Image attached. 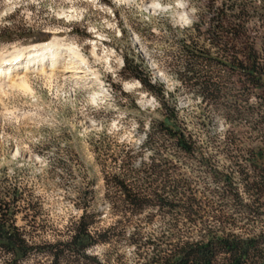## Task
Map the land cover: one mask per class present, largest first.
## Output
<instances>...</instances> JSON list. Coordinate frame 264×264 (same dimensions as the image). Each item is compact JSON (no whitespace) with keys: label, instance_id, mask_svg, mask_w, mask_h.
Here are the masks:
<instances>
[{"label":"rangeland","instance_id":"374dc122","mask_svg":"<svg viewBox=\"0 0 264 264\" xmlns=\"http://www.w3.org/2000/svg\"><path fill=\"white\" fill-rule=\"evenodd\" d=\"M232 1L257 6L256 16L264 14V0ZM229 3L218 0L213 8L210 0H0V54L21 51L25 56L15 64L32 60L29 67L35 66L24 84L5 78L18 69L15 64L5 65L11 67L8 74L0 68V187L22 191L16 224L32 244L69 239L88 207L92 232H110L108 242L92 246L87 254L104 264H142L139 254L151 249L136 248L130 238L160 236L164 230L157 209L135 214L124 210L122 202L110 203L125 198L114 187L113 176L148 163L146 132L162 118L158 100L137 79L123 75L125 59L142 64L152 82L173 95L180 124L216 166L230 164L220 152L228 137H236L248 152L264 150V141L249 124L232 126L219 105L203 101L191 90L193 81L178 75L186 62L183 47L191 46L219 63L204 68V76L224 90H239L240 75L221 65L232 55L213 47L207 33L216 24L215 8ZM246 29L239 51L246 52L250 41L264 59V21L251 18ZM221 38L228 41L226 35ZM51 40L67 51L54 65L60 66V75L37 68L44 54H28L32 46L47 47ZM72 49L83 63L68 57ZM249 94L248 104L255 106L262 93ZM234 155L230 153L231 162ZM181 171L200 176L201 186L209 183L194 164L181 166ZM152 190L143 195L152 197ZM258 204L264 212V200ZM51 261L49 253H35L21 264Z\"/></svg>","mask_w":264,"mask_h":264},{"label":"trees","instance_id":"16d2710c","mask_svg":"<svg viewBox=\"0 0 264 264\" xmlns=\"http://www.w3.org/2000/svg\"><path fill=\"white\" fill-rule=\"evenodd\" d=\"M217 1L210 0L211 7ZM229 1L215 8L216 24L207 33L213 47L232 55L221 65L229 73L240 75L239 90H224L212 77L204 76V68L219 63L201 56L191 46L183 47L186 62L178 75L193 81L191 90L203 101L219 105L228 123L236 127L245 122L264 141V59L255 43L249 41L243 53L237 45L245 41L251 18L264 21V14L256 16L257 6ZM195 28L199 31L200 25ZM223 35L227 42L221 38ZM146 72L142 64L125 59L123 75L137 79L158 100L162 118L152 122L146 132L143 145L149 152L148 163L142 162L136 169L124 168L113 176L114 187L125 198L110 202L113 206L122 202L124 210L135 214L155 208L163 216L165 226L160 236L133 234L130 238L136 248L151 249L150 254H139L142 264H264V212L258 204L264 200V150L248 152L239 146L236 137H228L220 152L230 164L225 168L216 166L212 156L180 124L173 95L153 83ZM253 90L262 93L255 106L247 101ZM233 152L235 161L231 162ZM189 163L201 169L208 184L201 186L200 176L181 171V166ZM147 189H153L152 197L143 195ZM23 202V193L16 186L0 187L1 264H21L35 253H49L50 264H104L89 256L87 250L108 242L110 229L93 233L94 222H86L88 207H83L84 214L69 239L36 246L16 224Z\"/></svg>","mask_w":264,"mask_h":264},{"label":"bare ground","instance_id":"6f19581e","mask_svg":"<svg viewBox=\"0 0 264 264\" xmlns=\"http://www.w3.org/2000/svg\"><path fill=\"white\" fill-rule=\"evenodd\" d=\"M48 47V49H47ZM47 47H42V46H38V45H34L31 48H29L28 50V54H32L33 52H38L37 54H44L43 58L38 59L39 65L37 66V68H39V70L43 73H53L56 75H60L63 73V71H61L60 66L55 67L54 65L59 62V60L61 59L62 55L67 52L66 48L63 47L62 44H60L57 40H51L49 42V44H47ZM46 49L48 51H46ZM33 50V51H31ZM42 50V51H41ZM45 50V51H43ZM51 52V53H50ZM37 54L35 56H37ZM25 53L23 52H18V54L12 53L8 56H4L2 54H0V68L6 69V73L8 74L10 71V68L13 66V64H15L16 59H18L19 57H24ZM30 56H34V54L30 55ZM28 56V57H30ZM68 57L72 59V61H76V62H80L83 63L84 59L81 57V55L77 52H75L72 49V52L68 51ZM45 58L49 59V62H47L45 65H42V61L45 60ZM31 61H26V65L25 66H21L20 64L16 65L17 68L15 67L14 69H17L15 72L13 71L12 75L10 76H6V79H9L10 81L13 80H17L19 82H22L23 84L26 83L29 73L31 72V69L35 68V66L29 67L31 64ZM8 63H12L11 67H7L5 66ZM33 64H35V62H33ZM60 64V63H59ZM53 65V66H52ZM14 67V66H13ZM20 69V70H19ZM2 73V72H1ZM0 73V74H1ZM2 77V76H1ZM0 77V83L3 81V79ZM4 78V77H3ZM29 83V82H28Z\"/></svg>","mask_w":264,"mask_h":264}]
</instances>
